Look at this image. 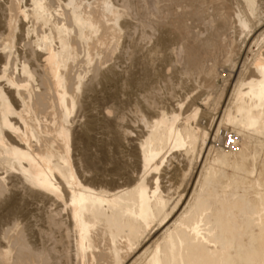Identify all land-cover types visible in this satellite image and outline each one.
<instances>
[{"label":"bare ground","instance_id":"1","mask_svg":"<svg viewBox=\"0 0 264 264\" xmlns=\"http://www.w3.org/2000/svg\"><path fill=\"white\" fill-rule=\"evenodd\" d=\"M185 1L198 32L143 16L135 39L140 0H0V264H264V0ZM225 38L226 98L205 63ZM176 40L210 127L189 84L170 106L149 86Z\"/></svg>","mask_w":264,"mask_h":264},{"label":"rangeland","instance_id":"2","mask_svg":"<svg viewBox=\"0 0 264 264\" xmlns=\"http://www.w3.org/2000/svg\"><path fill=\"white\" fill-rule=\"evenodd\" d=\"M164 0H155V4H156V6H154V5H150L149 3H151V2H148V4H146V6L148 7H146L145 6V2L144 1H142V0H140V3H139V5L141 4V2H144V3H142L143 4V6H141L140 5V7H141V16L140 17H138V18H135L137 21H134V22H138V20H139V22L137 23V24H135V26H134V28H135V33L137 34V35H135V39L137 38H139V36H140V34L142 33V31H141V28H142V30H144V28H146V27H148L149 25L150 26H153V23L155 24L156 23V20H157V23L158 24H160V22H161V20H162V22H161V24H169L170 25V23L171 24H174V23H176L177 21H178V19L180 18H184L186 21V23L188 24V28H190L189 30H191L192 28L190 27V25H192V27H193V25H195L196 26V24H198L196 27L194 26V28L192 29V31L191 32H198L200 29H201V27H203V26H201L200 25V23L201 24H203L204 25V23H203V20L200 22V21H198V17H195V16H192V17H190V15H187V16H185L187 13L189 14L190 12V7L188 6V4L186 3V1L184 0H177V1H173V0H165L164 2H163ZM171 2V3H170ZM178 2V3H177ZM160 3V4H159ZM170 3V4H169ZM152 4V3H151ZM162 4V5H161ZM168 5H169V7H168ZM150 6H152V7H150ZM157 6H158V9H157ZM174 6V7H173ZM165 7V8H164ZM142 8H143V10H142ZM146 8V9H145ZM150 8V9H149ZM162 8V9H161ZM168 8V9H167ZM147 9L149 10L148 11V13L147 12H144V11H147ZM152 9V10H151ZM169 9H170V11H169ZM164 10V11H163ZM175 10V11H174ZM177 10V11H176ZM187 11V12H186ZM174 14H173V13ZM148 14V16L146 15V14ZM159 13V14H158ZM166 13V14H165ZM145 14V15H144ZM150 14V15H149ZM159 16H158V15ZM170 14V15H169ZM185 14V15H184ZM183 15V16H182ZM144 16V20H148L149 21V25H148V23H146L147 21H143V20H141L142 19V17ZM145 16H146V19H145ZM135 17H137V16H135ZM154 17V18H153ZM190 18H192V19H190ZM150 19V20H149ZM160 19V20H159ZM168 19V20H167ZM179 19V20H180ZM188 19H190L189 21H188ZM194 19V20H193ZM197 19V21H195ZM141 20V21H140ZM192 20V21H191ZM199 20H201V19H199ZM160 21V22H159ZM168 21V22H167ZM170 21V22H169ZM193 21H195V22H193ZM173 22V23H172ZM145 23V24H144ZM156 23V24H157ZM193 23H196V24H193ZM144 26V25H147V26H144V27H142V25ZM187 24H186V26H187ZM199 25L201 26V27H199ZM149 26V27H150ZM139 28V30H137ZM149 29H152V27L151 28H146V30H147V32H149V33H151V32H153L154 30L152 29V31L151 30H149ZM145 30V31H146ZM149 30V31H148ZM139 31V32H138ZM157 34H158V31H157ZM201 36V35H200ZM202 37V36H201ZM224 38V37H223ZM190 40V36H189V39L187 38V41H188V43H190V42H192V41H189ZM191 40H192V37H191ZM228 39H226L225 38V40L223 39L222 40V46L221 47H219V49H215V50H211V55L209 56H207V58H205V63H206V66H207V68H209V67H216V69H217V71L219 72V75H218V77H217V79H216V81H215V89H214V91H216V90H223V88L225 89V98L227 97V95L229 94V92H230V90H231V87H232V85H233V83H234V78H235V74H236V70H237V67H238V64H237V66H234L233 67V65L232 64H230V63H228V64H230V65H228V66H225L227 63H225V65H222L223 64V62H225V57H224V49H223V46L224 45H227L228 44V41H227ZM153 41L154 40H152L151 42H152V44H153ZM179 41V42H178ZM176 40V42H173V46H171V48L169 47L167 50H165L166 51V54L168 53V56H169V59H168V56H166V55H164V53L165 52H162L161 53V55L163 54L165 57H167V59L164 57V56H161L162 58H160V60H157L159 57H156V59H155V57H154V59L152 58V60L151 59H147V60H149V71H150V67H151V69H152V71H150V72H153L152 74V78L153 79H149V82H151V84H149V86H154V87H156V86H161V87H156V94L157 95H155V98H156V100H158L157 102H158V106H159V104H160V106L162 105V103L164 104L165 102V104L164 105H162V106H170L171 105V103H173L174 101V99H175V102H174V104L176 103V99H183V98H185L186 97V92H188L189 90L187 89V88H185V86L187 87L188 86V84H189V86H188V88L190 89V96L191 95H193V97H191L190 98V102L189 101H187V103H186V105L184 106V110H187L188 108H189V106H191V104H192V99H193V102H194V100H196V104L198 105V106H200V108L202 109V110H204L205 111V113H207V115L205 116V115H203L202 116V118H201V120H202V122L204 123V125H207V127H210V126H208V125H211V122H212V119H213V117H214V115H215V117H218V114H216V112L215 111H213V110H210L209 109V107H207L206 105H205V103H203L202 101H205V98H206V96L208 95V91L207 90H205L204 89V87H202V84L200 83V84H198V81L199 80H202V78L200 79V78H196L194 75H193V78H191V77H189V78H191L192 79V81H194V84H193V82L188 78V76L186 75V74H184L183 73V71H184V67H182V66H184L185 65V60H184V55H183V52H181L179 49H178V47H179V45L181 44V40ZM186 41V42H187ZM225 41V42H224ZM248 41V40H247ZM227 42V43H226ZM144 45H145V42H142ZM178 43V44H177ZM226 43V44H225ZM241 43V45L243 46L242 47V52H241V54H243L244 55V53H243V51H244V43H243V41H241L240 42ZM224 44V45H223ZM151 45V43H149L148 44V46H150ZM178 45V46H177ZM145 46H147V45H145ZM147 46V47H148ZM146 47V48H147ZM176 50H175V49ZM224 48H225V46H224ZM254 48H256V47H254ZM145 49V48H144ZM170 49V50H169ZM222 49V50H221ZM179 50V51H178ZM222 52H220V51ZM145 52H146V49L144 50ZM168 51V52H167ZM173 53H172V52ZM176 51H178V52H176ZM219 51V52H218ZM171 53V54H170ZM214 53V54H213ZM173 54V55H172ZM175 54H177V56L175 55ZM183 56H182V55ZM212 54H213V56H212ZM218 56H217V55ZM250 54V55H249ZM180 55V56H179ZM216 55V56H215ZM183 58H182V57ZM242 55H240V57H241ZM248 56L249 57H251L252 56V54L249 52L248 53ZM126 57V58H125ZM123 59H121V62H122V60H124L122 63H123V65H122V63H121V66L122 67H129L130 66V64H132L131 62L132 61H135V60H132L133 58H129L127 55L125 56ZM163 57H164V59H166L167 61H164L165 63L166 62H169L168 64L166 63V67H165V63H163V62H161V59H162V61L164 60L163 59ZM170 57L172 58L171 60H170ZM179 59L178 61H176L177 60V58ZM238 58V60H237V62H239L240 61V59L241 58ZM150 58V57H149ZM183 60H182V59ZM218 58V59H217ZM128 59H129V61H128ZM131 59V60H130ZM181 59V60H180ZM156 60V61H155ZM173 60H174V64H171V63H173ZM208 60V61H207ZM217 62H216V61ZM152 61V62H151ZM207 61V62H206ZM215 61V62H214ZM127 64H126V63ZM181 62V63H180ZM153 65H155V66H153ZM155 63V64H154ZM158 63V64H157ZM160 63V64H159ZM128 64H129V66H128ZM184 64V65H183ZM209 66H208V65ZM213 64H216L217 66H214ZM127 65V66H126ZM136 63H134L133 62V66L134 67H132V65L130 66V67H132V68H134V69H136ZM159 65V66H158ZM174 67H173V66ZM178 67H177V66ZM156 66L158 67V72L160 71L159 69H161V68H163V67H165V68H163V69H161V72H162V74H161V72H157L156 70H155V68H156ZM161 66V67H160ZM160 67V68H159ZM219 67V68H218ZM236 67V68H235ZM178 68V69H177ZM120 69H121V67H120ZM138 69V68H137ZM157 69V68H156ZM173 69H177V73H176V70H173ZM182 69V70H181ZM228 69V70H227ZM233 69H235V72L233 71ZM229 70H231V71H229ZM164 71H165V73H164ZM181 71V72H180ZM157 74L158 76H160V78L161 79H159V77L157 76V75H155V74ZM168 73V74H167ZM171 73V74H170ZM181 73V74H180ZM184 75H183V74ZM235 73V74H234ZM164 74V75H163ZM156 77H155V76ZM166 75V76H165ZM182 75V76H181ZM225 75H230V77L228 78V81H226L225 80ZM141 76H143L142 74H141ZM169 76H171L170 78L172 79H169ZM175 76H176V78H175ZM191 76V75H190ZM155 77V78H154ZM165 77V78H164ZM183 77H184V79H183ZM196 79H195V78ZM234 77V78H233ZM175 80H174V79ZM185 78H187V79H185ZM198 79V80H197ZM151 80V81H150ZM158 80V81H157ZM167 80V81H166ZM185 80V81H184ZM190 80V81H189ZM155 82H156V84H155ZM164 82H165V84H164ZM182 82H185V84H184V86H182L183 84H182ZM190 82H192V84H190ZM155 84V85H154ZM159 84V85H158ZM164 84V85H163ZM171 84H173V85H171ZM179 84H181L180 86H179ZM196 84H198L199 86H201L202 88H200L199 86H197ZM192 85V86H191ZM194 85H196V86H194ZM149 86H148V91H143L142 89H138V88H136V87H134V88H132L129 92H128V95L129 96H127V95H121V99H124V98H126V97H124V96H127V98H126V101H125V104H123V111L127 114L126 115V117L128 118V120L127 121H129L130 122V124H129V122H127L130 126H131V129L133 130H135V128H136V130H139L141 127H139L140 125H142V128H144V125H143V123L142 122H140L138 119H136V118H138L137 116H136V105H137V102L139 103V97L141 96V95H144V94H147V93H150V90H149ZM182 86V87H181ZM163 87V88H162ZM184 87V88H183ZM194 89H192V88ZM196 87V88H195ZM177 88H179V90L177 89ZM182 88V89H181ZM200 88V89H199ZM221 88V89H220ZM134 89V90H133ZM138 89V90H137ZM181 89V90H180ZM142 90V91H141ZM184 90H186V91H183ZM188 90V91H187ZM198 90V92H196ZM200 90V91H199ZM203 90V92H201ZM133 91V92H132ZM136 91H137V93H136ZM158 91V92H157ZM161 91V92H160ZM165 91V92H164ZM141 92V93H140ZM143 92H144V94H143ZM178 92V93H177ZM195 92V93H194ZM132 93H133V95H132ZM140 93V95H139V97H137L138 96V94ZM175 93V94H174ZM185 93V94H184ZM201 93V94H200ZM161 94V95H160ZM170 94H172L173 96H175V97H173L172 95H170ZM195 94V95H194ZM199 94H200V98H199ZM178 95V96H177ZM202 95V96H201ZM136 96V97H135ZM160 96H162V97H160ZM166 97V98H165ZM169 97V98H168ZM171 97V98H170ZM195 97H196V99H195ZM198 97V98H197ZM134 98V99H133ZM154 98V99H155ZM158 98H160V99H158ZM162 98V99H161ZM164 98V99H163ZM129 99H130V101H129ZM141 99V98H140ZM128 100V101H127ZM131 100H133V101H131ZM138 100V101H137ZM137 101V102H136ZM162 101H165V102H162ZM127 102V103H126ZM129 102V103H128ZM133 102V103H132ZM112 103H114V101L113 102H111L110 101V103L108 104V105H111ZM134 104H136V105H134ZM124 105H125V107H124ZM130 105V106H129ZM139 105V104H138ZM188 105V106H187ZM135 106V107H134ZM139 106H142V104H140ZM132 107V108H131ZM186 107V108H185ZM135 108V109H134ZM132 111L131 113H133V114H131L130 113V111ZM210 110V111H209ZM135 113H134V112ZM135 114V116H132V115H134ZM214 114V115H213ZM128 115H129V117H128ZM136 117V118H135ZM133 119V120H130V119ZM135 120V121H134ZM132 121H134V122H132ZM135 122H138L137 124L135 123ZM129 126V127H130ZM136 126V127H135ZM228 126V127H227ZM137 127H139L138 129H137ZM230 126L229 125H223V127H222V129H221V132H220V134L223 136V142L221 143V145H219L218 144V146L219 147H224V148H226L227 147V149H228V147L229 146H226L225 145V139H227L228 137H230L231 135H232V129H230L229 128ZM228 130V131H227ZM225 131V132H224ZM135 132V131H134ZM222 132H223V134H222ZM135 134H137L136 132H135ZM229 139V141H231V139L230 138H228ZM180 159H182V158H180ZM183 162V163H182ZM176 163V164H175ZM174 164L176 165V167L177 168H180V170L182 169H184L183 167H185L184 166V164L187 166V162L186 161H180V163L179 162H175ZM173 164V165H174ZM178 164V165H177ZM183 164V165H182ZM172 166V165H171ZM170 166V167H171ZM187 167H185V169H186ZM173 170V171H172ZM176 171V169H174V168H172L169 172H170V174H172V173H174ZM195 174V173H194ZM191 176H194V175H189L187 178L189 179ZM188 179H186V180H188ZM173 181H177L176 179L175 180H173ZM184 183H187V181H185ZM184 185H186V184H183V186L181 187L182 189H185V187L186 186H184ZM181 189V190H182ZM4 228H8L7 226H5Z\"/></svg>","mask_w":264,"mask_h":264}]
</instances>
